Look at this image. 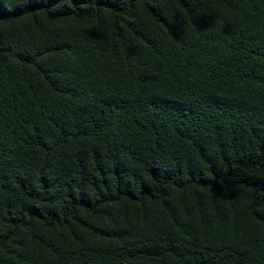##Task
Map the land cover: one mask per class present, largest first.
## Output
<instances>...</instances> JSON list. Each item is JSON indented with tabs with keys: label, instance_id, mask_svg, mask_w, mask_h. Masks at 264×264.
<instances>
[{
	"label": "trees",
	"instance_id": "trees-1",
	"mask_svg": "<svg viewBox=\"0 0 264 264\" xmlns=\"http://www.w3.org/2000/svg\"><path fill=\"white\" fill-rule=\"evenodd\" d=\"M0 264H264V0H0Z\"/></svg>",
	"mask_w": 264,
	"mask_h": 264
}]
</instances>
